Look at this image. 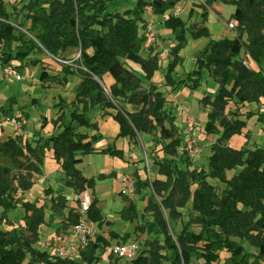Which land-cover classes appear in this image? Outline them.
<instances>
[{
	"label": "trees",
	"instance_id": "1",
	"mask_svg": "<svg viewBox=\"0 0 264 264\" xmlns=\"http://www.w3.org/2000/svg\"><path fill=\"white\" fill-rule=\"evenodd\" d=\"M181 1L138 0L134 8L120 12L110 8L115 0H33L27 6L24 23L26 27L29 25V35L9 24H0L3 64L18 61L17 70L23 71L29 66H39L37 55L43 53L62 63L64 75L54 80L43 68L42 85L55 81L67 87L69 77L80 79L73 101L59 96L55 105L59 115L51 125L60 131L58 134L44 137L39 131L34 134L33 142L22 135L0 139V157L11 164V167H0V224L12 226L10 211L24 210L23 229H0V264H102V256L113 249V242L117 245L131 238V234L120 236L110 230V238L98 234L87 246L79 248L78 260L60 259L50 250L37 248L41 241L40 229L48 226L49 202L45 200L40 205L38 200L23 199L34 186L31 179L43 175L44 161L51 152L66 175L64 186L77 196L90 193L88 220L98 229L112 227V222L103 215L104 203L96 194V182L115 177L116 173L89 178L80 169L85 156L123 157V150L115 146L97 148L104 138L97 123L89 117L97 108L104 112V117L111 116L118 122V138L129 137L135 145L140 136L146 135L162 145L164 152V158L156 162L157 173L164 180L137 178L135 182L138 194L150 191L144 213L152 219L137 225L133 233H146L155 238L146 241V249L128 264H193L194 260L198 264H264V147L250 150L245 146L235 150L229 146L233 136L243 133L247 120L257 116L264 124L263 113L243 112L248 105H260L264 101V0H222L236 7L231 20L237 21V36L212 40L198 54L196 69L181 81L173 75L182 63L180 51L187 45V33L194 40L211 37L205 26L208 11L204 10V26L199 29L188 28L180 17L170 14L164 22L178 43L171 49L165 85L173 91L198 88L205 71L218 85L215 95H206L201 100L210 108L205 132L217 136L207 170L196 169L190 158L180 154L183 142L176 117L168 110V100L152 76L147 75L145 82L133 73L128 75L127 63L145 64L142 52L146 38L141 31L148 27L147 10L155 16H165ZM0 17H9L1 2ZM73 51L78 52L77 59L69 58ZM246 55L258 67V72L244 64ZM153 65L158 69L156 58ZM107 75L112 78L111 84L106 82ZM12 112L11 107L7 110L0 107L4 118L12 117ZM20 116L28 118L25 112ZM46 123L45 118L42 129ZM239 168L240 172L228 177L229 172ZM13 169L17 174L13 175ZM210 180L225 186L221 194ZM44 193L50 199L52 213L68 209L71 200L64 194H56L51 188ZM124 200L128 206L120 212V217L136 221L139 216L135 203L127 197ZM79 207L69 209L63 220L62 227L70 232L79 222ZM189 207L195 218L183 224L178 232L172 222H182ZM195 226L198 232L192 230ZM243 243L256 251H247ZM112 256L113 250L109 259Z\"/></svg>",
	"mask_w": 264,
	"mask_h": 264
},
{
	"label": "rangeland",
	"instance_id": "2",
	"mask_svg": "<svg viewBox=\"0 0 264 264\" xmlns=\"http://www.w3.org/2000/svg\"><path fill=\"white\" fill-rule=\"evenodd\" d=\"M138 0H115V3L110 6L111 10H118L124 12L127 9H132L136 6ZM152 2L153 0H146ZM210 2V3H209ZM208 11V21L205 26L210 31V38H201L198 40L192 39L190 33H187V45L180 51V57L182 63L176 67L174 72V78L177 81L186 79L189 73H192L196 69V58L198 54L204 50L208 44L212 41H218L224 38H235L237 36V21L231 20L232 15L236 11L235 5L232 3H225L222 0H182L177 4L174 10L167 13L165 16H155L151 10L148 9L145 15L147 24L152 27L156 32L157 44L151 49H144L142 56L145 60L144 65H137L133 63H127L128 75L132 73L139 79L146 82V76L151 75L152 81L157 84L161 91L164 93L168 100L167 108L176 117V125L179 128V134L182 137V132L185 127L186 120L189 117H194L197 120V132L196 136L200 142L202 148V154L193 161L196 169H208L210 157L213 155L212 146L217 139L216 135H208L205 132V126L207 123L209 107H205L201 100L206 95H215L218 85L205 71L202 75L201 85L198 88L184 87L173 91L172 88L165 85L166 68L169 61L172 60L171 49L177 46V41L173 33L166 29L164 26L165 20L169 14L180 17L186 22L188 28L199 29L204 26L202 21V14L204 10ZM234 22L236 29L232 32L229 30L228 25ZM146 29L141 31V34L145 35ZM247 36H244V39ZM151 52V54H149ZM78 52H71L69 54L70 59H77ZM41 64L37 67L29 66L23 71H19L22 76V81H16L12 79L0 80V107L5 110L12 108V116L21 117V112L28 114V118L22 117L25 120L26 125L23 127L22 136L25 140L33 142L35 139L34 134L42 131V136L49 137L54 134H58L60 131L55 130L51 121L56 119L59 115V110L55 107L59 100V96L68 102L74 99V89L78 86L80 79L78 77H69V84L67 87H63L61 84L52 81L45 85L40 82V76L43 68L47 70L49 76L52 79L63 77L62 63L54 58L48 57L43 53L37 55ZM153 58H156L159 62L158 69L153 65ZM106 82L111 84L112 78L110 75L106 76ZM264 103L262 104H250L243 112L251 110L264 114ZM233 110V109H231ZM100 108H97L89 114L90 119L97 123L100 134L103 135V142L99 144L98 149H105L109 145L115 146L119 150H123L122 158H115L108 155H92L85 156L83 163L80 165V169L84 175L91 177H98L101 174L110 175L112 173L130 174L134 183L127 194L123 193L124 186L118 180V178L110 177L105 180H97L96 192L99 199L104 203V214L106 220L113 221L112 228L107 229L104 226L103 229L95 227V236L98 234L104 235L110 238L109 229H113L114 232L124 236L131 234V238L127 242L122 240L116 245L114 243L113 249H109L105 255L102 256V264H128L127 261L119 256L116 248H121L127 244H132L136 248V255L145 250V243L148 240H152L155 236H149L146 233L134 234V228L137 225H143L145 222L152 218L149 214L144 213V209L147 205V200L150 194L149 190H143L139 194L135 191V182L137 178L141 180H155L163 179L157 173V161H161L164 158V152L162 151V145L156 144L149 136L143 135L139 137L138 143L134 145V142L129 137L123 138L119 136L120 127L118 122L111 116L102 117ZM69 114V111H67ZM10 117V116H9ZM45 118L48 120L45 129H42ZM245 120L244 117H242ZM0 122L3 123V136L1 140L7 139L8 136H17L14 133L10 123L5 121L2 113H0ZM90 135L94 134L93 131H89ZM247 143V145H246ZM229 146L235 150H241L243 147H247L250 150L256 147H264V124L260 122L257 116L250 120H247L246 128L242 134H237L229 140ZM136 154V158L131 155ZM148 160L150 175L146 163ZM181 168L184 165L179 162ZM0 167H11L9 161L0 157ZM241 169H237L228 173V177L231 178L234 174L240 172ZM44 177L34 176L31 179L34 182V186L30 193L23 196L24 200L40 201V205L45 200L49 202L47 206V224L48 230H44V234L41 237L40 243L37 248L43 249L45 244L51 243L56 247H69L77 251L74 256L78 260V250L76 246L72 244L71 232L62 227L63 220L67 217L69 209L78 208L80 196L73 193L72 190L67 189L64 186L65 179H61V175L64 171L59 167L58 163L53 159L51 155H47L43 164ZM17 174V170L13 169V175ZM211 184L216 186L217 190L221 194L225 188L223 184L216 180H210ZM51 188L56 194H64L66 197L71 198V203L67 210L54 214L50 209V199L45 196V190ZM56 190H55V189ZM127 197L129 200L135 203L136 211L139 218L134 221H125L120 217L119 211L123 204L128 206V202L124 200ZM119 198H123V203L118 202ZM2 208H0V214ZM195 213L191 211V207L184 212L182 222L174 223L172 226L180 232L183 224L188 223L191 219L195 218ZM24 216V210L21 208L10 211L8 217L12 221V226L5 223L0 224L1 230L23 229L24 223L22 218ZM194 232H198V227H192ZM95 238V237H94ZM163 241V238H161ZM246 250L249 252H255L256 250L250 247L248 244L243 243ZM113 250V256L109 259V255ZM227 255H223L225 258ZM199 262L194 260L193 264Z\"/></svg>",
	"mask_w": 264,
	"mask_h": 264
},
{
	"label": "built area",
	"instance_id": "3",
	"mask_svg": "<svg viewBox=\"0 0 264 264\" xmlns=\"http://www.w3.org/2000/svg\"><path fill=\"white\" fill-rule=\"evenodd\" d=\"M32 1L33 0H0L6 13L9 16L6 19L0 17V24H9L15 29L29 35L27 31L29 25L27 24L26 27L24 26V23L25 16L28 14L27 6ZM228 28L233 32L236 29L235 23H230L228 25ZM156 35V32L152 29L151 26L148 25L145 33V49L148 50L151 47L156 46V44L158 43ZM3 47L4 45L0 46V52ZM64 64H66V62ZM244 64L254 72L259 71L258 67L254 64V62L248 55L244 57ZM18 66H20V63L18 61H13L11 64H3L0 59V80L12 79L16 81H22L23 78L17 70ZM4 120L10 123L16 135H22L23 127L26 125V122L22 117L17 118L15 116H12L4 118ZM197 126L198 124L196 118L189 117L186 120L185 127L182 132L183 144L180 149V154H185L192 161L197 160V158L202 154V148L198 137L196 136ZM3 128V123L0 122V138L1 136H3ZM131 156L133 158H136V154H132ZM146 161V167H148V172L150 175L148 160ZM120 182L124 186V189L122 191L125 194H127L128 189H130L134 183L130 174L123 175L120 178ZM91 203L92 198L89 192H84L80 195V219L78 224L71 231L72 244H74L76 246L75 248L77 249L87 246L88 242L95 237V225L88 220V212L90 210ZM43 249L52 251L53 254L60 259H74V256L77 253V251L73 249L72 246L60 248L51 243L45 244L43 246ZM116 250L118 251L119 256L125 259L127 262H132L137 256L136 248L132 244H127L126 246L118 249L116 248Z\"/></svg>",
	"mask_w": 264,
	"mask_h": 264
},
{
	"label": "crops",
	"instance_id": "4",
	"mask_svg": "<svg viewBox=\"0 0 264 264\" xmlns=\"http://www.w3.org/2000/svg\"><path fill=\"white\" fill-rule=\"evenodd\" d=\"M209 75V74H208ZM154 82V81H153ZM112 83V82H111ZM66 101H67V98H66ZM262 103H264V101L262 102ZM110 113H115L114 111H109ZM101 116L102 117H104L103 115H104V112H101ZM105 117H107V116H105ZM82 131H84L85 133H88L90 130H85V129H83ZM103 142V141H102ZM101 142V143H102ZM101 143H99V144H101ZM99 144L97 145V148H98V146H99ZM47 155H51L52 156V154H51V152H48L47 153ZM44 173V172H43ZM104 174V173H103ZM123 175H126V174H122L121 176L119 175V173L117 174V178H118V180L120 181V178L123 176ZM65 173H63L62 175H61V179H65ZM44 177V174L42 175V176H40V178H43ZM161 180H164V178L163 179H161ZM50 188V187H49ZM55 189V188H54ZM56 190V189H55ZM96 194H97V192H96ZM97 196H98V194H97ZM99 198V197H98ZM70 200H71V198H69ZM72 201V200H71ZM118 202L119 203H121V205H122V203H123V198L121 199V198H119V200H118ZM126 206L123 204V206H122V208H121V210L119 211V214H120V212L125 208ZM104 209H105V207H104ZM103 215H104V217H106V215L104 214V211H103ZM107 221H110V222H112V224H114L113 223V221H111V220H107ZM95 227H97V225H95ZM105 227H107V229H108V226H105ZM136 227V226H135ZM104 228V227H103ZM102 228V229H103ZM112 228V227H111ZM48 230V227L47 226H43L41 229H40V232H41V237L43 236V234L45 233L44 232V230ZM110 230H112V231H114L113 229H109V231ZM134 230H135V228H134Z\"/></svg>",
	"mask_w": 264,
	"mask_h": 264
}]
</instances>
